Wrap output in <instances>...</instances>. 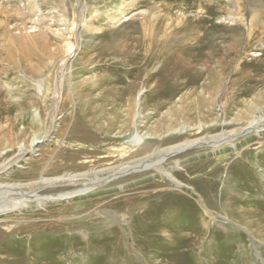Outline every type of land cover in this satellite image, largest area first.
Instances as JSON below:
<instances>
[{
	"label": "rangeland",
	"instance_id": "374dc122",
	"mask_svg": "<svg viewBox=\"0 0 264 264\" xmlns=\"http://www.w3.org/2000/svg\"><path fill=\"white\" fill-rule=\"evenodd\" d=\"M175 55L190 64L176 84L159 75ZM114 116L122 136L133 120H142L134 134L144 135L149 151H169L161 167L179 179L180 189L152 168L106 172L143 156L102 157L123 146L121 139H107L118 128L107 138L96 128ZM197 127L203 130L194 134ZM221 133L234 141H214ZM185 141L191 142L185 146ZM213 142L220 146L212 147ZM263 143L264 0H0V162L25 154L0 175V182H32L42 172L47 179L89 169L102 170L100 180L117 176L95 187L89 178L30 189L52 195L94 188L63 201L37 206L20 199L0 206V264H264V204L249 212L242 208L264 201ZM242 156L248 157L245 167L232 165ZM210 166L217 168L208 176L203 172ZM252 182L256 192L238 191ZM143 192H157L148 195L145 205L160 208L146 211V232L136 227L137 216L129 223L132 230L124 225L126 234L119 224L114 231L128 243L114 249L129 251L130 259L109 254L112 231L86 243L81 239L87 235L81 237L72 227L45 228L53 221H95L108 201L112 207L106 209L132 217L131 202L124 197ZM199 200L211 213L201 209ZM17 204L28 206L19 210ZM18 216L39 226L26 227L29 223L21 230L23 225L15 226ZM141 234L148 236L138 238Z\"/></svg>",
	"mask_w": 264,
	"mask_h": 264
},
{
	"label": "bare ground",
	"instance_id": "6f19581e",
	"mask_svg": "<svg viewBox=\"0 0 264 264\" xmlns=\"http://www.w3.org/2000/svg\"><path fill=\"white\" fill-rule=\"evenodd\" d=\"M183 60H184L183 57L181 58L178 55H175L174 57L169 58V60H167V62H166L168 64L166 66L164 65L163 68L160 69L159 75H162L164 73L165 76L167 77V80H166L167 82L171 83L172 81H174V83L176 84L177 83V80L180 77L188 74V69H189L188 65H190V64H188L187 62H186V64H184L185 61H183ZM191 69H192V66H191ZM200 75H202V73H200ZM206 85L207 86H210V82L204 85V87H203L204 90L206 89ZM196 96H198L199 98L203 97V95L201 94V92L196 93ZM103 100H101V102ZM118 102H119L118 105H120L121 101L118 100ZM135 105H136V103H135ZM102 108L103 107H101L100 110L102 112H105L106 110L104 111V110H102ZM126 113H128V116H129L130 111H127ZM118 122H119L118 116H114V117H110V119L107 121V124L106 125H102L99 122H97V123L95 122V123L97 124L96 125L97 126L96 127L97 130H99L101 132V134H99V135H102L104 138H107L108 137V133H109L110 130H113L114 128H118V126H117ZM142 123H143L142 120H138V121L133 120V122H131V124H129L130 125L129 127L127 125V127H128L127 133L125 132V135H123V136L121 135V132L123 130V127H120L119 126L118 132H116L113 137L107 138V139H112V138L113 139H121V140H123L122 141L123 142V146L121 148H117V149H113V150L108 151L109 153H106L102 157H114V156H118V158L125 160V159H128V158L134 159L133 157L137 156V154H139V153H143V156H141V158H135V159H140L139 161H137L136 164L130 165V163L128 161L125 162V163H119L117 169H115L114 167H110V168L107 169L108 171H106V172L107 173L108 172H113V171L115 172V170H116V173L117 174L120 173L118 175H123V174H127V173H129V174L137 173V172L138 173H142V171L144 169L152 168L153 171L155 170L158 173H160L163 176V179L168 178V180L173 183V186L175 185L174 187L176 189H180L182 187V184L179 181V179L175 178L174 175H172L171 173H169V171L167 169H164V168L161 167L162 166V162H161L162 157H164V154L166 152H169V151H166V152L163 151L162 152V151L156 150V149H154L152 151H149L148 150V147H147L148 146L147 145V142L144 140L145 139L144 135L134 134V130H135L134 128H137V126L139 124H142ZM145 123H146V121H145ZM90 126H92V125L90 124ZM194 129H196L193 132L194 134L200 133L203 130V129H200L199 127L194 128ZM49 131H50V126L46 129V132H45L44 137L48 135ZM154 131L156 132V126L154 127ZM178 133L179 134L182 133L181 129L178 130ZM249 135L251 136V134H249ZM250 136H249V138H250ZM38 137H36V138H38ZM220 138H223L226 141H234V139H235V137L229 138V136H227V133H221V135L219 136V138L214 139V141H217ZM31 141L32 142L30 144V149L28 151L29 153H31V150H33V148H34L33 147L34 146V140H31ZM189 142H191V141L186 142L185 146L188 145ZM36 143H38V141L35 142V144ZM230 143H232V142H230ZM82 144H80V145H82V147H80V148L83 149V148H85V144L84 143H82ZM217 144L213 142V144L211 146L212 147L220 146V145H217ZM174 148L175 147H169V148H167V150L172 151ZM259 148L264 149V143H263V146H260ZM24 155L25 154L22 151V152H19L17 155H14V156H12L10 158H7V159L3 160L2 162H0V175L1 174H4V173L6 174V171H8V169L10 167H12L14 165H17V163L20 162L24 158ZM118 158H116V159H118ZM247 158L248 157H243L242 156V158L240 160H238V161L237 160L236 161L233 160L234 162H232V165H236L239 168L245 167L244 165L248 163V159ZM134 165H136V166H134ZM134 167H137V169H133ZM215 168H217V167L216 166H210L203 173H208V176H210L211 174H209V173H211ZM254 170L255 169H253V171ZM100 172L102 173V170L94 171L92 169H89L86 172L79 173V174H75V173L74 174H72V173H65V174H63L61 176H58V177H50V178H47V179H46V176L41 175V174H43V172H42L40 174L39 180L32 181V182H29V181L28 182L17 181V182H5V183H1L0 182V195H4V194L8 195V197L3 198V200L0 199V200H2V202L0 203V206H3V207L12 206V205H14V202L15 201L18 200V202H19L20 199H29V202H31V205H37V206L38 205H41V204H44V203H46L48 201H55V202L60 201V200L63 201L64 199H69V198H72V197H75V196L86 195L87 193H89L90 191H92L94 189V188L92 189V187H95L94 185H97V184L103 185L102 183H105L107 181H110L112 179H115L114 177H117L114 174V175H111V176H108V177L106 176L105 178H103V179L100 180V178H102V177H99L100 176L99 175ZM261 172H262V170H261ZM238 174L239 175L241 174L240 171L238 172ZM244 174H245V172H244ZM245 175H247V174H245ZM254 175L256 176V174H254ZM262 175H264V173H262ZM255 176H253V177H255ZM192 177H194V176L190 175V178H192ZM89 178H91L92 180H94L93 181V184H90V185H92V187L90 185L89 186H82V187H79V188L71 189V190H68V191H65V192H60V193L52 194V195H43L41 193H38L37 191L34 192V191L30 190V189H33V188L34 189L36 188L38 190H41L47 184H51V187L55 186L54 184H62V185L73 184L75 182H78L79 180H85V179H89ZM261 179H263V178H261ZM257 180L260 181L258 178L255 177L254 181H257ZM245 187H243L242 189H239V190H238V188H233V189H231V192H233L235 190H238L239 192H241V194H244L245 195V194H249V193H251L253 191H255V192L257 191L256 190L257 188H255V183L254 182L246 185ZM192 189H193L192 191L195 192L194 191V188H192ZM246 191H248V192L246 193ZM193 192H191V193H193ZM258 192H259V190H258ZM189 193L186 194L187 197L190 196L191 193L190 194ZM177 194H179V193H177ZM11 195H13L14 197H10ZM148 195L149 196H155V195L157 196V192L152 193V194H146L145 192H143L142 194H139L138 196H135V197H132L131 195L124 197L126 199V201H130L131 202V204H129V207H127V210H131V211L134 212V214H133L132 217L126 216L125 213L122 212L124 210H121V209H119V211H121V212H118V213H116L115 211L112 212L111 210L106 209V208H110V206L112 205L108 201L105 204L103 203L104 205L99 208V212H104L105 211L104 213L107 212L108 214L106 216H103V215L99 216V212H98V215L95 214V221L86 222V220L85 221H81L79 219H76V220H68V221L61 222V223H58V225L56 223L54 224V221H53V222H50L49 224H46L45 225V228H46V230L50 231V229H58V230H61L62 228H68L69 229V227H72L73 229L78 230V232H79L78 235H80L81 237H84V235H87L86 236V239L85 238H83V239L80 238L81 240H84L86 243L92 237H93V239H95L94 236H96V235H97L96 237L98 239H100V238L101 239H105L106 236L109 235L108 234V231H112V236L109 235L110 237L107 240V241H110V247H109V249H110L111 252H109V254H111L113 257H115L117 255H120L121 258H123L124 260H127L129 257H131L128 254L129 251L128 252L127 251L121 252L122 251V248H121V250L118 252L116 250L117 248L114 249L113 245L121 246L122 243H123L122 246L123 247H127L128 243L126 242V240H124L123 235L114 233V231H115V228L119 224V227L118 228H120L122 226V228H121V231L122 232L121 233H125L126 234V232H124V230H127V229H125L124 227L127 226L129 230H132V228H131V226H130L129 223H132V218L134 216H137L138 218L136 219L137 220L136 221V223H137L136 224L137 225L136 227L139 228L138 230H141V228L142 229L144 228L145 229L144 231L146 232V226L148 224V220L146 219V217H148V214L146 213V211L148 210V212L150 213V212H152L154 210L160 209L159 206L156 205V204L152 205V207H150L151 205H145V202L148 199L147 197H149ZM203 195L201 194L200 197H202ZM218 197L221 198L222 196H218ZM260 203H262V202H260ZM260 203L257 204V205H255V206H251V205L248 206V204H247L246 207H243L242 206V208H243V210H248L247 212H249V210H251V211L252 210H257V208L259 206H262L264 204V201H263L262 204H260ZM197 204L206 213H208V212L211 213V210L212 209L210 210L209 209L210 207L206 206L204 204V202H201L199 200ZM219 204L216 203V205H218L219 207L223 206V205H221V204L219 205ZM101 205L102 204H100L99 206H101ZM27 206H28V204L27 205H23V206H21L20 204H17V207H15V208L16 209H19V210H22V209L26 208ZM160 207H162L161 204H160ZM118 208H120V207H118ZM102 209H104V211H102ZM127 210L125 212H128ZM161 212H162V210H161ZM159 214H161V213H159ZM162 215H164V214H162ZM158 216L156 217V215H155V217L157 218V219L156 218L155 219L158 222H160L159 221V219H160L159 217L160 216L159 217ZM18 217H19V219L16 220L18 222L15 224V226L18 227V225H19L21 227L23 225L22 228H21V230L24 229V227H25L24 225L25 224L27 225L29 223H33V224H31L30 226H26V227H31L32 226L33 228H35V227H38L39 226V224L37 223V221L32 222L31 220H28L26 218H21L20 219V216H18ZM80 217H82V216H78L76 218H80ZM222 217L224 218V216H222ZM59 219H60V217H59ZM224 219L226 220V218H224ZM57 222H59V221H57ZM84 229L87 230V232ZM156 232L159 233L158 230H156ZM19 234H21V232ZM98 235H99V237H98ZM151 235H153V233L150 232V236ZM154 235H157V234H154ZM28 236L33 237L35 235L33 233L31 235L29 234ZM132 236L131 237H132V240H133L134 237H136L137 235L133 233ZM147 236H148V234H141L140 236H138V238H141V239L144 238L145 239ZM9 238H10V236H8L7 239H9ZM113 239H114V242H112ZM10 240H11V238H10Z\"/></svg>",
	"mask_w": 264,
	"mask_h": 264
}]
</instances>
